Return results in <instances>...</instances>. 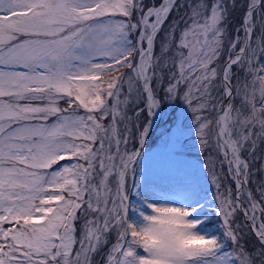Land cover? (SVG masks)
Instances as JSON below:
<instances>
[{
  "label": "snow or ice",
  "instance_id": "obj_1",
  "mask_svg": "<svg viewBox=\"0 0 264 264\" xmlns=\"http://www.w3.org/2000/svg\"><path fill=\"white\" fill-rule=\"evenodd\" d=\"M262 174L264 0H0V264H264Z\"/></svg>",
  "mask_w": 264,
  "mask_h": 264
},
{
  "label": "rangeland",
  "instance_id": "obj_2",
  "mask_svg": "<svg viewBox=\"0 0 264 264\" xmlns=\"http://www.w3.org/2000/svg\"><path fill=\"white\" fill-rule=\"evenodd\" d=\"M241 14L242 13L239 11L233 13V16L231 18L230 31L234 32L235 28L239 27ZM241 38H243V33H241ZM154 152H155L154 145L149 144L146 146L145 154L147 156H152ZM258 155H260V153H258ZM183 160L185 161V163L177 165L170 162L164 157H155L150 162L142 159L141 161L138 162L137 179L143 178V173L141 172V169L147 166L150 168V179L153 181L155 190L157 191H160L161 189L174 190L173 188H177L182 181L194 178L193 168L191 167L192 165H195L196 167L195 177H198L201 181L205 179V177L208 174L207 159L204 154L198 152L196 147H191L190 154L185 156ZM256 166L259 167V165ZM216 168L217 171L220 170L219 162H217ZM224 170L226 172V166ZM252 179L256 181L262 180L264 179V174L254 176L252 177ZM231 183H232L231 180L225 181L226 185ZM209 186L211 185L209 184ZM247 187L255 191L256 185L253 183V184H249ZM233 189H234V185H233ZM214 191L215 189H213V192ZM209 198H211V194ZM236 223L241 227H243L245 232H248L249 245L255 244V237L249 232V229L245 226V219L243 215L237 216ZM99 264H100V259H99Z\"/></svg>",
  "mask_w": 264,
  "mask_h": 264
},
{
  "label": "trees",
  "instance_id": "obj_3",
  "mask_svg": "<svg viewBox=\"0 0 264 264\" xmlns=\"http://www.w3.org/2000/svg\"><path fill=\"white\" fill-rule=\"evenodd\" d=\"M178 188V187H177ZM174 190L176 189V188H173ZM169 190V189H168ZM99 259H100V257L98 256V257H96V264H99Z\"/></svg>",
  "mask_w": 264,
  "mask_h": 264
}]
</instances>
